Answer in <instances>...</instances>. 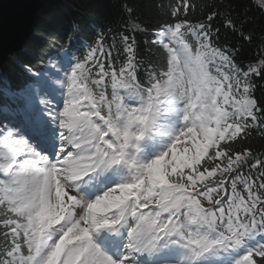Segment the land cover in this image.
<instances>
[{
	"label": "snow or ice",
	"instance_id": "6c2138e0",
	"mask_svg": "<svg viewBox=\"0 0 264 264\" xmlns=\"http://www.w3.org/2000/svg\"><path fill=\"white\" fill-rule=\"evenodd\" d=\"M193 8L180 0L153 34L161 60L144 82L128 35L118 69L103 36L63 81L55 62L43 78L27 69L26 106L0 116V264H264V159L233 148L264 125L249 79L264 59L241 68L213 43L219 11L192 23ZM166 136L164 151L136 160ZM121 169L130 179L114 178ZM100 233L117 238L115 253Z\"/></svg>",
	"mask_w": 264,
	"mask_h": 264
},
{
	"label": "trees",
	"instance_id": "16d2710c",
	"mask_svg": "<svg viewBox=\"0 0 264 264\" xmlns=\"http://www.w3.org/2000/svg\"><path fill=\"white\" fill-rule=\"evenodd\" d=\"M179 3L180 0H43L33 36L19 55L9 57L0 66V78L17 88L25 80L20 66L38 70L48 56L68 50H76L78 59H82L101 36L104 51L111 52L112 63L118 69L124 59L121 37L128 35L135 36L140 61L138 76L144 82L147 69L161 60V50L150 47L148 32L172 22L169 12ZM190 3L194 5L188 15L192 23L203 20L209 10L219 11L220 15L212 22L215 46L233 48L239 63L259 66L264 59V11L254 0H190ZM180 15L183 18V10ZM229 18L236 24L235 31L225 27ZM137 24L140 28L133 30L131 26ZM249 79L252 97L264 108V71ZM107 94H111L110 85ZM257 128L256 136H248L233 144V148L236 151L250 148L254 156L264 159V125ZM205 163L209 164L204 161L201 165ZM261 170L252 169L251 175H258ZM242 173L248 175L250 168Z\"/></svg>",
	"mask_w": 264,
	"mask_h": 264
},
{
	"label": "water",
	"instance_id": "95a60500",
	"mask_svg": "<svg viewBox=\"0 0 264 264\" xmlns=\"http://www.w3.org/2000/svg\"><path fill=\"white\" fill-rule=\"evenodd\" d=\"M43 0H0V64L33 34Z\"/></svg>",
	"mask_w": 264,
	"mask_h": 264
},
{
	"label": "rangeland",
	"instance_id": "374dc122",
	"mask_svg": "<svg viewBox=\"0 0 264 264\" xmlns=\"http://www.w3.org/2000/svg\"><path fill=\"white\" fill-rule=\"evenodd\" d=\"M256 2H257V0H255ZM51 63V62H50ZM48 72H52V70L50 69ZM64 75V74H63ZM64 80V78H62V81ZM58 87V86H57ZM30 89V88H29ZM29 89L27 88L25 91H24V94H22V95H20V96H22L24 99H23V101L25 102V104H27V95H28V93H29ZM58 90L59 91H64V90H66V86L64 87V88H58ZM60 98V96L58 95L57 96V99H59ZM182 150V149H181ZM0 155H2V154H0Z\"/></svg>",
	"mask_w": 264,
	"mask_h": 264
},
{
	"label": "bare ground",
	"instance_id": "6f19581e",
	"mask_svg": "<svg viewBox=\"0 0 264 264\" xmlns=\"http://www.w3.org/2000/svg\"><path fill=\"white\" fill-rule=\"evenodd\" d=\"M57 64V66L59 67V69H60V74H59V77H57V79H59V80H61V75H62V67H61V65L60 64H58V63H56ZM50 69L52 70V72L54 71L51 67H50ZM49 71V70H48ZM48 71H46V72H48ZM46 72H43V74L40 76L41 78H43V75H44V73H46ZM34 86V85H33ZM57 86H59V85H57ZM112 238V236H110L109 235V237L106 239V241L107 240H110ZM112 250L114 251V245H113V247L112 248H110V250H108L109 252H112ZM112 253H114V252H112Z\"/></svg>",
	"mask_w": 264,
	"mask_h": 264
}]
</instances>
